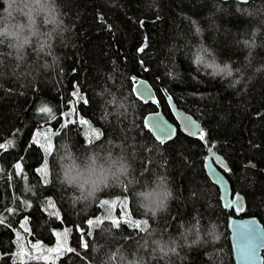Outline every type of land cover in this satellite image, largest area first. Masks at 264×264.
Instances as JSON below:
<instances>
[{
	"label": "trees",
	"instance_id": "obj_1",
	"mask_svg": "<svg viewBox=\"0 0 264 264\" xmlns=\"http://www.w3.org/2000/svg\"><path fill=\"white\" fill-rule=\"evenodd\" d=\"M57 3L71 29L65 43L57 38L53 46L62 57L60 68H41L35 80L26 75L0 81V264H116L117 249L128 259L135 254L147 264H163L152 259L155 239L179 240L180 256L172 264H210L208 248L183 247L196 232L181 236L195 225L207 241L209 224L219 235V256L211 264H233L228 214L203 162L210 150L223 157L231 193L244 198L243 215L264 227V0ZM5 7L0 3V10ZM6 44L0 52L9 51ZM34 59L29 49L26 63ZM4 62L14 63L7 57ZM226 64L233 77L223 75ZM241 77L236 88L229 87ZM134 79L149 83L156 105L134 97ZM162 90L200 124L197 138L177 132L159 143L152 137L147 114L160 108L173 122ZM113 99L126 105L124 115ZM41 130L50 133L49 151L33 141ZM109 139L120 141L135 165L133 181L109 182L92 200L74 199L80 193L63 183L60 159L71 153L84 169L90 153L111 149ZM153 171L170 178L176 196L158 220L144 213L137 197Z\"/></svg>",
	"mask_w": 264,
	"mask_h": 264
},
{
	"label": "clouds",
	"instance_id": "obj_2",
	"mask_svg": "<svg viewBox=\"0 0 264 264\" xmlns=\"http://www.w3.org/2000/svg\"><path fill=\"white\" fill-rule=\"evenodd\" d=\"M0 3L6 6L0 10V45L7 42L6 47L9 49L8 52H0V81L7 79L22 81L26 75L35 80L41 68L44 72L59 69L62 57L55 53L53 46L57 38L62 44L65 43L71 29L65 23V14L57 0H0ZM249 47L254 50L256 45L253 43ZM29 49L34 53L35 59L26 63ZM4 57L14 63L5 65ZM38 61L40 62L38 66L33 68ZM21 68L24 70L21 71ZM33 72L36 73L35 76H32ZM222 72L225 77H233L230 65H224ZM242 79L243 77L232 79L229 87L236 88ZM110 103L115 106L117 113L124 115L122 110L126 109V105L123 102L116 103L113 99ZM107 144L111 146L110 150L90 153L89 163L84 169L75 163L71 153L66 156L69 162L63 166V183L80 193V196H74V199L92 200L109 182L120 184L124 181H133L134 177L130 174L134 172L135 165L124 154L122 143L109 139ZM115 149L121 151L113 154ZM136 159L137 163L141 162L138 157ZM144 162L150 165L149 161ZM137 197L139 206L153 220H158L161 215H167L172 201L176 199L170 178L163 171H153L150 184L146 182L144 190L137 192ZM192 232L197 233L196 239L189 241L185 238L183 247L208 248L205 258L209 259L211 264L212 258L219 256V250L214 247L219 242L218 229L209 224L206 232L207 241L199 234V229L195 225L190 229L183 228L181 236L187 237ZM152 244L154 245L152 259L159 258L163 264H172L171 258L180 256L182 245L178 239L170 241L155 239ZM141 246L147 251L148 241L145 240ZM116 257H119L116 264H147L145 257H137L134 254L132 259H128L119 249L113 253L114 261Z\"/></svg>",
	"mask_w": 264,
	"mask_h": 264
},
{
	"label": "water",
	"instance_id": "obj_3",
	"mask_svg": "<svg viewBox=\"0 0 264 264\" xmlns=\"http://www.w3.org/2000/svg\"><path fill=\"white\" fill-rule=\"evenodd\" d=\"M219 1L245 4L248 0ZM132 92L134 97L143 104H157L153 89L143 79H134ZM162 92L165 95L173 122L165 117L160 108L147 114L144 117V124L152 137L159 143L162 140L163 143L171 141L177 132L191 139L197 138L201 132L200 124L185 111L177 108L164 90ZM154 121L163 123L170 130L171 136L159 135L153 127ZM186 122L190 123L191 127H186ZM227 170L228 165L221 155L213 150L207 151L203 162V171L210 184L217 188L221 207L228 214L226 229L232 262L233 264H263L264 227L256 217L243 215L244 198L239 193H231L230 185L224 176ZM246 246L253 250L252 254L247 257L244 255Z\"/></svg>",
	"mask_w": 264,
	"mask_h": 264
},
{
	"label": "rangeland",
	"instance_id": "obj_4",
	"mask_svg": "<svg viewBox=\"0 0 264 264\" xmlns=\"http://www.w3.org/2000/svg\"><path fill=\"white\" fill-rule=\"evenodd\" d=\"M49 131L48 130H41V131H38V132H35L34 135H33V141L35 143H38L44 150L46 151H49V148H50V145H49V142L47 140L48 138V135H49ZM5 146L3 145H0V150H2ZM61 161L60 164H61V173H62V177H63V166L65 164V161L67 160L65 157L62 156V158L60 159ZM86 167V166H85ZM84 167V168H85ZM43 173L45 174L47 171H46V167L42 169ZM63 179V178H62Z\"/></svg>",
	"mask_w": 264,
	"mask_h": 264
},
{
	"label": "snow or ice",
	"instance_id": "obj_5",
	"mask_svg": "<svg viewBox=\"0 0 264 264\" xmlns=\"http://www.w3.org/2000/svg\"><path fill=\"white\" fill-rule=\"evenodd\" d=\"M143 47H141L138 51H143ZM85 103H87V101H85ZM42 111H49L47 108H44L42 109ZM186 127H191L190 123L186 122ZM153 127L156 129L157 133L159 135H162V136H171V132L170 130L163 124L161 123L160 121H154L153 122ZM203 135V134H202ZM161 143H163V140L161 141ZM20 165H17V168H19ZM253 250L250 248V247H245V250H244V255L247 257V256H250L252 254Z\"/></svg>",
	"mask_w": 264,
	"mask_h": 264
}]
</instances>
